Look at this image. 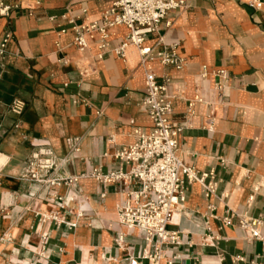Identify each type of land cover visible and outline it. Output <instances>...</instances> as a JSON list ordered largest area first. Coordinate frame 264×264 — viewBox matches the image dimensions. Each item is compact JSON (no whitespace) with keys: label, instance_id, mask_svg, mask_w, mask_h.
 <instances>
[{"label":"crops","instance_id":"obj_1","mask_svg":"<svg viewBox=\"0 0 264 264\" xmlns=\"http://www.w3.org/2000/svg\"><path fill=\"white\" fill-rule=\"evenodd\" d=\"M113 1L0 0L10 6L0 15V45L11 32L0 55V264H129L156 247L159 264H262L261 241L236 214L264 222V0L260 9L250 0H186L144 44L154 54L177 45L180 69L159 58L150 65L169 79L181 156L216 183L209 195L199 182L188 185L168 226L180 243L162 245L119 221L128 186L92 177L128 171L115 151L135 142V127H152L138 48L127 47L125 59L111 51L129 29L110 30V50L91 41L81 51L67 22L99 19ZM40 149L52 151L48 176L60 182L21 177Z\"/></svg>","mask_w":264,"mask_h":264},{"label":"built area","instance_id":"obj_2","mask_svg":"<svg viewBox=\"0 0 264 264\" xmlns=\"http://www.w3.org/2000/svg\"><path fill=\"white\" fill-rule=\"evenodd\" d=\"M249 5L260 9L263 1L250 0ZM187 7L186 0H114L112 6L96 20L87 16L67 18L63 15L75 34V46L81 51L87 49L91 41H96L103 51L110 50V30L121 25L129 29V34L120 46L111 51L125 59L127 47L134 45L138 48L146 77L142 106L152 120V127L148 131L135 127V142L115 151V159L122 165L130 166L128 171L120 168L102 174L95 170L92 177L105 183L123 182L128 186L126 199L118 207L119 221L144 231L150 243L155 237L159 238L160 245L180 243L179 233L170 231L168 226L175 213L184 207L188 185L201 183L207 195L213 193L216 186L215 182L206 183V178L212 173L200 174L193 166L186 164L181 156L183 126L173 120V100L168 95L169 79L157 75L150 65V61L159 58L161 63L180 69L183 59L176 53L177 45H164V50L156 54L152 47L144 46L150 35L160 32V25L169 11ZM9 10L10 6L2 5L0 15H7ZM78 19L81 21L78 22ZM171 25V21H166L167 27ZM61 31L66 32L67 28ZM10 37L11 32H7L0 45V55L5 54L4 48ZM159 43L164 44L163 36L159 38ZM24 107L25 103L16 99L12 110L21 114ZM51 155L50 149L34 152L21 177L38 183L60 182V179L48 176L55 167ZM133 183L138 187L131 188ZM236 215L241 228L250 233L251 239L261 241L264 249V233L260 229L264 222L246 214ZM229 220L226 218V221ZM122 241L123 237H120L119 243ZM163 257L161 247H156L154 252L144 251L138 257H131L129 264H142V259H147L148 264H159Z\"/></svg>","mask_w":264,"mask_h":264}]
</instances>
